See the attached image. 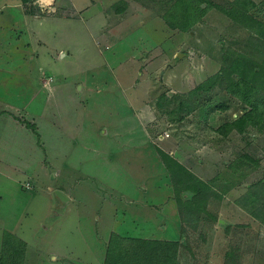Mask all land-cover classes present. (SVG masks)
<instances>
[{
  "label": "rangeland",
  "instance_id": "374dc122",
  "mask_svg": "<svg viewBox=\"0 0 264 264\" xmlns=\"http://www.w3.org/2000/svg\"><path fill=\"white\" fill-rule=\"evenodd\" d=\"M18 2L0 0V251L10 231L28 244L25 264H104L117 232L178 240L182 264H264V223L234 202L264 176V135L247 145L259 168L234 186L219 170L244 142L224 146L213 129L236 108L187 114L185 134L156 113L159 96L221 69L236 28L214 9L187 32L155 0H55L41 30ZM159 148L214 181L228 201L220 223L182 216Z\"/></svg>",
  "mask_w": 264,
  "mask_h": 264
},
{
  "label": "trees",
  "instance_id": "16d2710c",
  "mask_svg": "<svg viewBox=\"0 0 264 264\" xmlns=\"http://www.w3.org/2000/svg\"><path fill=\"white\" fill-rule=\"evenodd\" d=\"M158 1L155 0L157 12L175 31H190L210 9L219 11L224 20H228L230 29L236 28L235 33L228 32L230 40L224 37L229 41L220 46L221 69L187 95L175 93L167 96L164 93L159 96L160 111L156 113L168 115L172 121L171 130L185 134L183 123L187 122V114L209 108L222 112L236 108V117H225L213 130L224 146H229L231 135H240L244 142L236 148L230 160L223 161L228 172H222L223 167L219 170V178L223 182L240 185L260 165L259 158L247 147L252 143L251 135L253 132L264 135V0H160V7ZM22 2L28 5L27 10L35 12L34 0ZM237 43H240L239 47H235ZM27 126L32 127L31 124ZM159 152L170 174V184L176 191L182 216L192 221L220 223V211L228 201L215 187L214 181L186 167L171 153L161 148ZM234 202L264 223V176L249 183ZM27 247L23 238L6 231L0 264H25ZM180 249L178 240L126 237L113 232L104 264H182ZM232 255L226 256L228 264H236L231 261Z\"/></svg>",
  "mask_w": 264,
  "mask_h": 264
},
{
  "label": "crops",
  "instance_id": "0c3cea01",
  "mask_svg": "<svg viewBox=\"0 0 264 264\" xmlns=\"http://www.w3.org/2000/svg\"><path fill=\"white\" fill-rule=\"evenodd\" d=\"M56 2L59 3V0H56ZM22 3L23 2L21 0L20 4L18 2L15 5L21 7ZM47 13L48 12H46L45 10H42L39 6H37V9H35V12H31V11L26 9V10H24L23 13H18V15H21V17H23L21 19V21L23 22V25L25 27L30 28L32 26L31 23L34 22L35 25L39 26L40 29H41V27H43L45 25V23L47 22V20H48ZM14 23L16 24L17 22H14ZM51 86H53V85H51ZM43 87L46 89V92H48L47 88L50 87V86L46 85V86H43ZM52 92H53V93H51L52 95H49V93H47L46 104H45V106L43 107V110H42V112H43L42 115H44V116H46L45 114L48 113L49 103H51V99L54 96V91H52ZM13 127L16 129L17 128L16 124ZM14 128H12V130H14ZM151 239H153V238H151Z\"/></svg>",
  "mask_w": 264,
  "mask_h": 264
},
{
  "label": "built area",
  "instance_id": "2783aa9c",
  "mask_svg": "<svg viewBox=\"0 0 264 264\" xmlns=\"http://www.w3.org/2000/svg\"><path fill=\"white\" fill-rule=\"evenodd\" d=\"M55 0H34L33 5L39 6L42 10H45L46 12H49V8L53 6ZM50 6V7H49Z\"/></svg>",
  "mask_w": 264,
  "mask_h": 264
},
{
  "label": "clouds",
  "instance_id": "9594fccd",
  "mask_svg": "<svg viewBox=\"0 0 264 264\" xmlns=\"http://www.w3.org/2000/svg\"><path fill=\"white\" fill-rule=\"evenodd\" d=\"M49 2H51V0H49Z\"/></svg>",
  "mask_w": 264,
  "mask_h": 264
}]
</instances>
